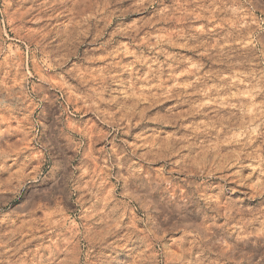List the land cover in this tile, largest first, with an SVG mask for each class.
Wrapping results in <instances>:
<instances>
[{
    "label": "clouds",
    "instance_id": "clouds-1",
    "mask_svg": "<svg viewBox=\"0 0 264 264\" xmlns=\"http://www.w3.org/2000/svg\"><path fill=\"white\" fill-rule=\"evenodd\" d=\"M0 264H264V0H0Z\"/></svg>",
    "mask_w": 264,
    "mask_h": 264
}]
</instances>
